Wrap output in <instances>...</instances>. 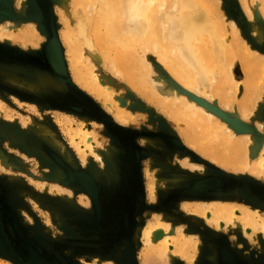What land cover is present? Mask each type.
<instances>
[{
  "label": "rangeland",
  "instance_id": "obj_1",
  "mask_svg": "<svg viewBox=\"0 0 264 264\" xmlns=\"http://www.w3.org/2000/svg\"><path fill=\"white\" fill-rule=\"evenodd\" d=\"M254 1L196 0L215 22L220 23L223 33L220 36L228 35L233 40V48L228 50L234 49L240 55L234 57L228 52L220 70L228 72L226 65L231 66L229 74L233 75V81L227 80L226 93L232 94L235 102L248 93L242 108L226 106L214 94L211 100L189 91L157 54L152 53L153 49L148 52L145 49L143 58L144 54L137 47L139 52L134 51L132 60H136L137 55L138 63L131 60L127 63L128 58L123 59L124 67L136 73L133 75L135 82L130 83L104 59L106 50L98 49L100 45L94 40V32L87 31L95 49L92 48V52L104 56L96 61L90 59L94 65L92 70L111 87L118 105L135 114V121L129 124L116 121L96 98L72 80L67 45L61 35L64 17L69 28L73 27V34L80 16L79 12L75 13L71 0L66 1V9L59 7L56 0H24L23 11L20 0H0V28L8 23H33L43 36L36 48L18 40H0V65L6 66L4 72L0 70V158L7 164L5 170H0L1 221L8 244L23 263L164 264L163 258L146 251L141 238L144 226L155 214L173 227L183 226L187 234L196 233L200 241L196 258L205 264L214 263L210 259L215 257V250L219 252V245L224 248L219 255L225 263L230 252H236L252 264L264 263V258H260L264 257V240L260 242L258 238L252 243L234 227L220 233L207 226L202 218L181 210L186 202L225 200L264 211V175L231 166V163L246 164L247 161L256 164L259 149L249 157L248 144L239 148L222 138H212L211 129L204 125L188 123L186 118H174L175 111L161 105L162 99L146 82L148 74L142 73L149 63L151 74L165 79L180 94L190 95V100L223 118L221 120L238 134L246 131L233 127L234 121L251 126L248 131L253 140L264 144V130L257 126L259 122L264 124V0H258V5ZM245 5L252 10L253 19ZM251 22H257L261 39L250 27ZM54 36L63 57L61 66L50 62L46 54L47 45ZM246 49L254 53L251 52L252 56L245 54L242 64L240 57ZM109 53L113 57L112 52ZM138 55H142L141 60ZM86 58H81V65L86 66ZM28 70L59 79L63 88L35 83L34 77L27 74ZM250 72L253 75L249 76ZM63 115L72 118L75 124L86 122L89 128L95 129L100 138L101 164L91 157L82 163L67 136L55 124ZM41 125L49 128L52 136L38 133ZM186 134L202 138L203 146L211 152L206 154L189 146ZM211 156L225 163L214 162ZM186 159L201 165L202 170L187 168L183 164ZM148 177H153L158 184L153 201L146 189ZM43 182L69 189L70 198L41 191L38 184ZM229 255L234 257V254ZM180 261L173 258L171 264H186ZM195 261L188 264H195ZM0 264L14 263L0 256Z\"/></svg>",
  "mask_w": 264,
  "mask_h": 264
},
{
  "label": "bare ground",
  "instance_id": "obj_2",
  "mask_svg": "<svg viewBox=\"0 0 264 264\" xmlns=\"http://www.w3.org/2000/svg\"><path fill=\"white\" fill-rule=\"evenodd\" d=\"M66 1L68 0H56V3L59 7L66 9ZM20 2L22 5L20 9L23 11L25 7L24 0H20ZM166 2H169V5H165ZM198 2L196 3V0H71L75 13L79 12L80 14V16L76 14L79 16V19H76L77 22H75V34H72L73 23L70 29L67 23L68 21L65 19L66 16L64 17L63 14L62 17H64L65 24H63L61 35L65 45H67L66 55H68L70 61L69 67L72 72L73 82H75L80 89L87 92L93 98H96L107 111L111 112L116 121L129 124L135 121V114L130 113V111L118 105L117 96L111 90V87L108 86L105 81L100 80V77L95 75L94 70H92L91 66L94 68V65L90 62V59L96 61L104 57L96 54L97 51L92 52L93 44L89 41L90 39L87 35V31H93V34H95L94 37L96 38L94 40L100 45L98 49L102 48L100 50H106V53L103 52V55H106L104 59L111 62V67L123 73L130 83L135 82L136 77L134 76L136 75L134 74L136 73L133 74L127 67H124L126 66V62L123 63V59L128 58L129 62L127 63H130V60L136 62L137 60L139 61L137 55L136 60H132L133 55L135 57V50L138 48L141 49V54L144 55H138V57L142 56L144 58L146 55L144 50L146 49L148 52V50L153 49L154 51H152V53L157 54L158 58L167 65V68L171 71L173 76H176L178 80L183 82L189 91H193L202 97L206 96L211 100L213 99L212 94H214L218 96L219 101H222L226 106L234 105L242 108V104L246 103L248 100V93L235 102L234 97L231 96L232 94L226 93L228 92V90L226 91L227 80L230 82L233 81L231 79L233 75L229 74V68H231V66H228L229 64L226 65L228 72H222L220 70L223 66L222 60H224V56L228 55V52H230L229 54L231 56L233 54L234 57L236 54L239 55V53L233 51L234 49L228 50L229 47L233 48V40L231 38L229 39L228 35L227 37L226 35L220 36L222 33V30L220 31V23L217 21L215 22L208 14V11L204 9L203 4L201 5ZM258 2V0H255V5H258ZM245 7H247V13L252 18V10L246 5ZM256 23L251 22L250 27L261 39V30H258V25H256ZM231 25L235 27L233 22ZM12 39L22 42L23 45H33L32 48H36L41 41H43V36L38 32L33 23H8L7 26L0 28V40L9 42ZM236 40L238 39L236 38ZM245 47H247V45H245ZM109 51L112 52L113 57H111ZM137 51L139 52V50ZM245 51H248L250 54ZM245 51L243 50V57H240L242 64L244 63L243 59L245 54L250 56L251 52L254 53L253 50L250 52L246 49ZM46 54L52 63L61 66L63 57L59 42L57 43L55 40L51 41L47 46ZM83 56L86 58V66L81 65V62H79ZM143 58L142 60L144 61L145 59ZM228 59L231 58L228 57ZM78 63H80L83 68H80ZM132 66H134L133 63ZM146 68L147 69L144 67L143 70L146 71L142 72L148 74V77L146 76V82L154 88L153 90L156 91L157 97L162 99L161 105L169 111H175L173 114L174 118H186L188 123L194 122L197 126H199V124L204 125V128L211 129L212 138H222L226 142L239 145V148H244L246 144H248L250 146L249 157L250 155L252 157L254 152L259 149V159L256 164L247 161L246 164L242 162L232 165L231 163V166L240 170L258 171L264 175V144H260L258 139L253 140V137L248 131L251 126L245 127L234 121L233 127H238V130L240 128L241 131H246L245 133L242 132V134H238L234 128H231L232 126L230 127L227 125V122L226 124L221 120L223 118L220 119L218 115L216 116L210 109L205 106H200L193 100H190L188 97L190 95L180 94L176 87L174 88L172 84L168 85L165 79L156 74H151L149 63L146 64ZM5 69L6 66L0 65V70L4 72ZM18 71L21 70L18 69ZM18 71L17 73H19ZM113 72L115 71L113 70ZM27 74H29L31 78L34 77V82L37 84L48 85L52 88H63L59 79L50 78L42 73L33 72L32 70H28ZM248 74L249 76L253 75L251 72ZM141 78L143 80V77ZM217 80H219V82H217ZM6 118L9 117L6 116ZM55 124L67 136L71 147L79 155L83 164L87 161L88 157L93 158L94 161L99 164L102 163L101 155L98 152V148L101 146L100 138L95 129L89 128L86 122L75 124V121L67 115L63 118H57ZM207 125H209V127H207ZM257 126H260L262 130H264V124L261 122H259ZM212 131L217 133V135ZM37 132L52 136V131L43 125L39 126ZM185 137L187 143L192 148H196L197 150L200 149L206 152V154L211 152L203 146L201 142L202 138L199 140L198 137L196 138L188 134H186ZM205 137L207 136H204V138ZM247 140L249 141L247 142ZM211 159L217 163H225L220 161L217 157L211 156ZM183 164L191 170H202L201 165L194 164L188 159L184 160ZM5 166H7L6 161L4 158H0V170H5ZM80 176L86 177L83 174ZM85 182V180H82V183L85 184ZM157 185L153 177H148L146 189L151 201L156 198ZM38 186L41 191L52 195H59L64 198H70L71 196V191L69 189L58 186L55 183L43 182L38 184ZM1 199H3V195ZM181 210L190 213L194 217L202 218L207 226L220 233L227 228L234 227V229L236 228L246 240L252 243H255L258 238L260 242L264 240L261 239L264 238V211H262V209H257L248 204L226 202L225 200H203L200 202L197 201V203L186 202L181 206ZM1 217L0 211L1 252L13 256L22 264H25L8 244ZM184 232L183 226L178 228L173 227L168 224L164 218L155 214L153 220L144 226L142 231L143 236L141 235V238H143L146 251L155 254L160 259L163 258L164 261L162 260V262H164V264H171L173 258H178L182 262L188 264L197 259L196 254L200 246V241L196 233L187 234ZM100 263L98 262L96 264ZM107 263L111 264V262Z\"/></svg>",
  "mask_w": 264,
  "mask_h": 264
},
{
  "label": "flooded vegetation",
  "instance_id": "obj_3",
  "mask_svg": "<svg viewBox=\"0 0 264 264\" xmlns=\"http://www.w3.org/2000/svg\"><path fill=\"white\" fill-rule=\"evenodd\" d=\"M219 246H218L219 249H217V250H219V252L218 251L216 252V250L214 252V255H215V257H213L214 258V264H252L251 261L248 262V260L246 258L239 256L236 252H234V253L230 252L229 253L232 255L234 254L233 255L234 257H231L229 254L226 255L227 256V262L226 263L223 262V260L220 258V255H221V252L223 251L222 249H224V248L222 247V245L220 247ZM260 264H264V263H260Z\"/></svg>",
  "mask_w": 264,
  "mask_h": 264
},
{
  "label": "water",
  "instance_id": "obj_4",
  "mask_svg": "<svg viewBox=\"0 0 264 264\" xmlns=\"http://www.w3.org/2000/svg\"><path fill=\"white\" fill-rule=\"evenodd\" d=\"M53 40H55V41L58 43L56 36H54V37L51 39V41H53ZM51 41L49 42V44L51 43ZM49 44H48V45H49ZM48 45H47V46H48ZM46 49H47V48H46ZM47 58H48V57H47ZM49 61H50V59H49ZM50 62H51V61H50ZM0 256L6 258V259H8V260H10V261L13 262L14 264H22L19 260H17V259L14 258L13 256L1 252V250H0Z\"/></svg>",
  "mask_w": 264,
  "mask_h": 264
},
{
  "label": "crops",
  "instance_id": "obj_5",
  "mask_svg": "<svg viewBox=\"0 0 264 264\" xmlns=\"http://www.w3.org/2000/svg\"><path fill=\"white\" fill-rule=\"evenodd\" d=\"M214 247V246H213ZM213 250H214V248H212ZM260 258H264V257H260ZM202 259H205V258H202ZM211 259H213L214 260V258H212L211 257ZM210 259V260H211ZM197 261H195L196 263L195 264H205V262H203L200 258L199 259H196ZM181 262V261H180ZM211 262H212V260H211ZM183 264V263H182ZM212 264H214L213 262H212Z\"/></svg>",
  "mask_w": 264,
  "mask_h": 264
}]
</instances>
